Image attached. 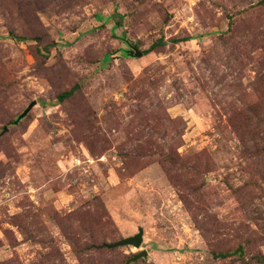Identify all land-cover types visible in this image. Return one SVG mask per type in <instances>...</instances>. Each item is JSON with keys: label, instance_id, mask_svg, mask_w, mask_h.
Segmentation results:
<instances>
[{"label": "rangeland", "instance_id": "1", "mask_svg": "<svg viewBox=\"0 0 264 264\" xmlns=\"http://www.w3.org/2000/svg\"><path fill=\"white\" fill-rule=\"evenodd\" d=\"M0 264H264V0H0Z\"/></svg>", "mask_w": 264, "mask_h": 264}, {"label": "water", "instance_id": "2", "mask_svg": "<svg viewBox=\"0 0 264 264\" xmlns=\"http://www.w3.org/2000/svg\"><path fill=\"white\" fill-rule=\"evenodd\" d=\"M135 48V47H134ZM136 49V54L138 56H142L144 55V52H141L139 50ZM36 104V101H33L25 110L24 112L20 115L19 119H21L22 117H24L30 110L31 108ZM144 241V230L142 227L139 228V232L133 236H129V237H125V238H122L116 242H113V243H109V244H106V246L108 247H116V246H122V245H134L136 247H141L142 246V243ZM147 254V251L146 250H143L141 252H139L136 256H134L132 259L133 260H136L144 255Z\"/></svg>", "mask_w": 264, "mask_h": 264}, {"label": "trees", "instance_id": "3", "mask_svg": "<svg viewBox=\"0 0 264 264\" xmlns=\"http://www.w3.org/2000/svg\"><path fill=\"white\" fill-rule=\"evenodd\" d=\"M126 42L129 43L128 40H126ZM148 52H149V50H147V51L145 52V54L148 53ZM71 93H72V90H71V91H67V92H63V93H61V94L58 96V98H59V99H64V98L70 96Z\"/></svg>", "mask_w": 264, "mask_h": 264}]
</instances>
